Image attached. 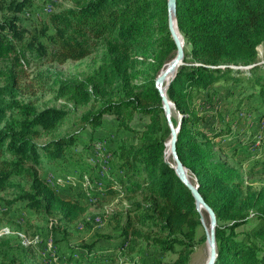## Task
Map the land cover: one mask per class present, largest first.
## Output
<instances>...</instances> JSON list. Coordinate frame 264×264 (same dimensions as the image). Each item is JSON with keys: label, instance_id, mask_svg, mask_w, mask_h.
I'll list each match as a JSON object with an SVG mask.
<instances>
[{"label": "trees", "instance_id": "1", "mask_svg": "<svg viewBox=\"0 0 264 264\" xmlns=\"http://www.w3.org/2000/svg\"><path fill=\"white\" fill-rule=\"evenodd\" d=\"M37 1L0 0V61L13 59L22 67L30 55L48 56L63 65L96 54L100 61L90 76L71 81L48 70L23 84L21 71H0L6 82L0 87V193L14 187V179L26 178L30 188H20L17 200L70 224L103 200H128L113 215L120 229L115 240L85 245V254L58 247L47 263L189 264L205 241L199 237L200 213L165 162L171 131L156 77L139 81L138 67L151 49L157 71L176 56L168 0H70V8L46 14L39 29L34 24L45 2L36 7ZM29 19L35 21L27 26ZM177 24L185 60L167 94L183 116L180 160L217 215L216 264H264V186L247 183L264 178V62L258 60L264 0H177ZM39 93L90 110L76 131L39 144L38 138L58 131L72 114L39 111L15 98ZM108 117L116 121L115 134L105 132ZM250 120L256 121L251 131ZM101 141L105 147H98ZM44 161L71 175L68 186L40 175ZM166 255L176 258L165 262ZM26 263L0 257V264Z\"/></svg>", "mask_w": 264, "mask_h": 264}, {"label": "rangeland", "instance_id": "2", "mask_svg": "<svg viewBox=\"0 0 264 264\" xmlns=\"http://www.w3.org/2000/svg\"><path fill=\"white\" fill-rule=\"evenodd\" d=\"M53 1L54 5L52 7L49 4ZM44 2V14H42L38 22L34 24V27L38 29L44 23L40 20L48 16L46 14L61 12L72 6L70 0H38L35 2L36 7L41 6ZM34 19H29L30 22H26V25L30 26L31 23L35 21ZM155 53L156 49L153 48L147 52V58H142L141 55L142 60L145 62L138 67L142 71L141 78L139 79L140 82L154 79L155 77L157 79L161 72L170 63H166L160 71L155 70V68L152 67ZM258 60L264 62V46L259 47ZM28 61L30 64L22 67H17L13 59L0 61V71L5 73H8L9 70H14L17 73L21 71V82L23 84L28 83L29 80L38 73L48 70L60 79L71 81L84 79L90 76L98 68L100 59L99 55L96 54L82 61H69L66 64L61 65L56 62H51L48 56L43 60H40L38 57L30 55L28 56ZM5 83V79L0 77V87L4 86ZM15 98L21 102L34 105L39 111L46 108H58L72 111L70 117L58 131L52 134H44L42 137L38 138L36 141L39 144L46 143L52 139L76 131L78 129L77 122L80 116L90 110L89 106L77 109L72 101L68 99H58L54 93H39L36 96L19 94ZM6 99L8 103L11 97H7ZM173 114L179 120V116L174 110ZM255 117H257V114L253 115V118ZM255 122V120H252L251 123L250 120V123H248L250 131L256 128ZM105 128H107V130H105L106 133H116V121L114 118L108 117L106 119ZM88 133L89 132H86V135H88ZM105 144L106 142L101 141L100 144L97 145L101 148V146L105 147ZM165 159L167 160L166 150ZM168 161L172 162V157H170ZM232 164L235 165L234 162H232ZM61 169L62 170H55L50 162L44 161L40 175L42 174L50 177L58 185L64 188L65 186H68L69 182L67 179H69L71 175L68 176L69 173L67 174L63 171V167ZM93 173H97V171L94 170ZM88 182L89 180H86L84 183H81V186L83 187L84 184L87 185ZM13 183L14 187L0 193V257L12 258L17 263L27 262L28 264H50L46 262V257L50 252L54 253L58 247L62 248L64 251H69V247L73 246L77 248L76 250L78 253L85 254L86 252L83 246L92 244L105 246L109 243L108 241H110L111 238L115 240L120 232L118 223L113 219V215L116 212H121L128 204V200L125 196H116L90 206L88 212L81 220L70 224L64 221L58 214H39L28 210L27 204L18 201L17 199L21 195L20 188L29 190L30 182L26 178H16L13 180ZM247 183L252 184V186L256 188L264 186V178L256 177L248 180ZM78 185L79 183L74 180V186L77 187ZM5 202H10L12 204L8 205L6 208ZM202 216L204 217L205 225H202L199 237H204L205 241L202 240L198 245L189 264H205L208 259L209 248L206 242V230L210 226V220L205 211ZM106 237H109L110 239H106ZM156 256L161 257L160 254H156ZM164 257L165 262H169L176 258L174 255H166Z\"/></svg>", "mask_w": 264, "mask_h": 264}, {"label": "water", "instance_id": "3", "mask_svg": "<svg viewBox=\"0 0 264 264\" xmlns=\"http://www.w3.org/2000/svg\"><path fill=\"white\" fill-rule=\"evenodd\" d=\"M167 9H168V28H169L171 38L173 39L175 46H176V56L173 58V60H171V62L166 66V68L157 77L156 83H155L156 89L158 90L160 97L162 99L163 109H164L165 116H166L170 131H171L169 142H170V150H171V155H172V162H169L166 159H165V162L168 163L175 170L177 176L182 181V183L191 191L195 199L197 211L200 213L202 225H205V224H204V217L201 214V209H203L207 213L209 220H210V226L206 230V242L209 248V255H208L206 264H216L217 258H218L217 240H216V228L218 225L217 215L215 211L207 204L204 197L200 193L199 185L192 182L191 175L188 169L184 166V164L180 160L178 150H177L178 135L182 127L183 116L179 113L178 109L176 108L175 103H173L169 99L167 90L171 82L175 79L179 68L184 63L185 41L182 42V40L178 36V31H176V28L178 29L177 0H168ZM172 106L174 107V111L179 116L178 127H175L173 123L172 118L174 114H173Z\"/></svg>", "mask_w": 264, "mask_h": 264}, {"label": "bare ground", "instance_id": "4", "mask_svg": "<svg viewBox=\"0 0 264 264\" xmlns=\"http://www.w3.org/2000/svg\"><path fill=\"white\" fill-rule=\"evenodd\" d=\"M176 31H178V36L180 37V39L182 40V42H184V39H183L182 35L180 34V32H179V30L177 28H176ZM172 109L174 110V107L173 106H172ZM166 157H167V161L169 160L170 157H172L171 150H170V142H168V144H167ZM201 214L202 215L204 214V210L203 209H201Z\"/></svg>", "mask_w": 264, "mask_h": 264}, {"label": "built area", "instance_id": "5", "mask_svg": "<svg viewBox=\"0 0 264 264\" xmlns=\"http://www.w3.org/2000/svg\"><path fill=\"white\" fill-rule=\"evenodd\" d=\"M49 5L53 7V5H54V1H53V2H50V4H49Z\"/></svg>", "mask_w": 264, "mask_h": 264}, {"label": "crops", "instance_id": "6", "mask_svg": "<svg viewBox=\"0 0 264 264\" xmlns=\"http://www.w3.org/2000/svg\"><path fill=\"white\" fill-rule=\"evenodd\" d=\"M207 262V261H206ZM206 264V263H205Z\"/></svg>", "mask_w": 264, "mask_h": 264}]
</instances>
